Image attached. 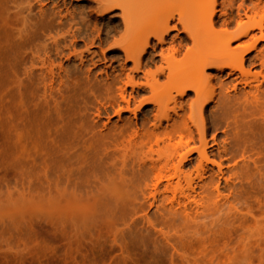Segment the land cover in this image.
<instances>
[{"label": "rangeland", "instance_id": "1", "mask_svg": "<svg viewBox=\"0 0 264 264\" xmlns=\"http://www.w3.org/2000/svg\"><path fill=\"white\" fill-rule=\"evenodd\" d=\"M202 1L217 13L214 34L232 35L234 22L220 25L228 0ZM156 10L150 0H0V264H264V199L245 191L264 188V163L255 175L242 166L263 157L245 150L264 120V91L226 67L199 68L201 103L214 93L200 116L195 92L179 96L161 72L171 48L181 42V59L190 40L172 31L162 48L151 39L140 52ZM252 35L245 68L264 83L254 58L264 38ZM122 44L141 54L139 70ZM177 164L195 188L188 218L177 212L184 202L169 210L162 186L175 183Z\"/></svg>", "mask_w": 264, "mask_h": 264}, {"label": "bare ground", "instance_id": "2", "mask_svg": "<svg viewBox=\"0 0 264 264\" xmlns=\"http://www.w3.org/2000/svg\"><path fill=\"white\" fill-rule=\"evenodd\" d=\"M211 1L213 4L215 3V0H211ZM248 1H249V6L245 5V0H228L227 5L223 7L224 9H222L221 12H219L220 13L219 16L222 17L221 18L222 20L220 21L222 24L220 25L227 27L229 26V24H231L230 22L232 21L236 24V27L232 35L227 34V32L225 31L223 34H218V36H216L214 34L216 33L214 31V21H215L214 19L217 16V13L215 15V10L212 8L211 12L207 14V9L206 7L202 5V2H203L202 0H150L151 6H155L157 10L152 17L153 18L152 24L148 26L146 29H144L145 31L143 30L147 36L144 40V43H143V46L140 52L145 51V47H148L150 45L151 39L156 41L152 47L160 46L162 48V46L165 44V36H167L172 31H180V33L184 34L186 38L190 40L191 47L185 50V52L182 55V58L181 59L179 58L180 60L176 59V57L174 59V55L177 56L176 53H178V51L177 49H174V47H172L170 50L171 54L163 58L164 67L161 69L162 74H164L165 71L167 70L165 75L167 76V79L173 84L174 88L182 89V90H178L179 96H182L184 93L183 89L185 87H188L193 92H195L196 99L198 97L199 99L200 97L201 99L205 97V94H203L204 92L202 91V88L198 82H199V75L204 74L203 68H206V67H216L219 70L223 69V67H226L230 70V72H238L239 76H237V78H239L240 83H242L243 87L244 86L248 87L249 90L254 91V92H260V91L262 92L264 91V86H263L264 83L262 82L260 83L256 77H251L249 75L250 67H252L253 65L249 63L247 66L248 68H245L246 67L245 63L247 61L248 53L250 52L252 48H255L256 39H253L254 36L252 35L254 30H256L260 34L261 39L264 38V5L261 6V2H259L258 0H255V2L252 0H248ZM161 3H164V5L161 6L160 5ZM115 5L117 6V8H125L122 2L120 3L118 2ZM233 12H235V14ZM220 17H217V18L219 19ZM123 22L126 27L130 25L127 17H124ZM234 37H236L239 40L240 38L252 39V43L239 46L236 49H231L230 41L232 42V39ZM122 45L124 46V47L122 46V50H124L123 52H125L126 58H130L131 60H133L134 65L136 64L135 67L137 66L135 69L138 68L137 70H139L140 62H141L140 61L141 54L138 53L136 56H134V53H133L134 48L129 47L128 46L129 44L128 45L122 44ZM175 46H178V48L182 50L181 42L178 41V43ZM180 50H179V53H180ZM254 58L260 61L261 66H264V51H261L259 53L257 52ZM199 68H200V74L197 73L199 71ZM145 75H143L145 77V78L143 77L145 80L144 85L149 89V91L151 92V95H153L152 93H154V90L156 88L154 87L155 86L154 82L152 81L153 83H151V80H154L155 77L151 78V76H148V75L145 76ZM186 75H191L193 79H189L185 77ZM257 82L259 83L256 84ZM209 92H210V95L207 93L208 97L204 99L202 103H201V99L200 101H198L197 99V101L201 103V105L199 104L200 105L199 106L200 116H201L202 110L206 102L213 101L214 93L212 92V90ZM262 94H264V92H262ZM154 96H151L152 99L154 97L153 99L154 104L160 106L159 103H161L160 100L162 99V97L158 98L157 97L158 94L156 95L155 93H154ZM175 102L176 101H174V103ZM172 110L173 109H171L170 111ZM166 112L168 113L169 111H166ZM173 112L174 113H172V115L175 114L177 111L175 112V109H174ZM168 114L167 115L164 114L166 115L164 121H170L171 118L173 119V116L171 117V115H168ZM176 116H178V114ZM156 121H159V119H157ZM160 122H157V123L159 124ZM250 129H251V134H250L251 136L249 135L250 144L249 143L247 144L248 147L246 146L245 152L249 153L250 156L252 154L253 156L255 155L259 156L263 153V157H260L258 159L256 158L254 160L252 158H251L252 160L248 159V155H246L245 157L246 153L244 152V149H245L244 148L242 151V153H245L243 157L247 158L248 159L247 161H251V164L253 165L250 166L249 165L250 163L245 164V166L244 164L243 165L241 164V165L243 166V170L245 169L247 171L246 174L251 173L255 175L256 171L258 170V169L256 170V166L262 162L264 163V120L262 119V121L261 120L255 121L254 123H252V126ZM197 157L199 159V166H197L196 169L198 168L199 169L196 170V176L198 177L199 175L198 173L200 172L201 174L202 173L201 171H204V169H206L204 168L205 166L203 165V161L205 162L208 161V152L205 149V147H201V149L198 151ZM184 158L185 156H180L179 158L180 161L178 160L179 165L181 164V161ZM179 165L177 167L174 166L175 170L172 169L175 171L174 174L176 177L173 176V178L176 179L175 183L174 181L173 182L171 181L172 178L171 179L169 178L170 180L167 179L168 181L166 180V183L162 185L163 187L165 186V189H166L165 192L169 191L172 194L171 196L172 198H170L171 201H169L170 203L168 205L169 210H170V207L171 209L173 208V205H176V206L178 205L179 207V205H181L184 202V200L189 201L191 198L192 199L194 198L193 195L195 193L194 191L195 188H193V183L191 182V180H189V178L186 179L185 177L183 178L181 177L182 173L180 171L181 168ZM221 167H222L221 165H218V171L220 173H221ZM197 171L199 172L197 173ZM203 174L204 173H202V175ZM182 183H184L185 185L184 188L182 186ZM257 187L246 186L245 187L246 194L256 200L260 198L264 199V188L259 187V186ZM178 195L181 198H177ZM192 199L190 201H193ZM188 201H185V202L187 203ZM185 202H184V205H185ZM190 204L192 203H189V205L186 204L185 206L181 205V207H183L182 212H181V209H179L177 212L180 211L181 214L184 213V215L188 218L194 213V209H192L193 204L192 206H190ZM243 222L246 223V220ZM240 224H243V223H240Z\"/></svg>", "mask_w": 264, "mask_h": 264}]
</instances>
